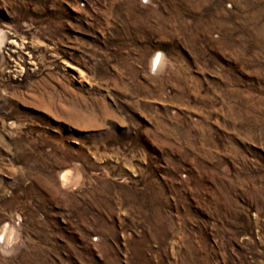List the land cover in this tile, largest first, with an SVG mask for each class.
<instances>
[{"label": "rangeland", "instance_id": "1", "mask_svg": "<svg viewBox=\"0 0 264 264\" xmlns=\"http://www.w3.org/2000/svg\"><path fill=\"white\" fill-rule=\"evenodd\" d=\"M0 264H264V0H0Z\"/></svg>", "mask_w": 264, "mask_h": 264}, {"label": "bare ground", "instance_id": "2", "mask_svg": "<svg viewBox=\"0 0 264 264\" xmlns=\"http://www.w3.org/2000/svg\"><path fill=\"white\" fill-rule=\"evenodd\" d=\"M159 64H161L160 59H154L153 62H152V64H151V66H153L154 69H157L158 66H159ZM76 180H77V177H76ZM76 180H75L73 174H72L70 171H66V172H64V173L61 175V177H60V184H61V186H63V187H67V188H68V185H69L70 183L75 182ZM77 183H78V181H77ZM77 183L75 182V184H77ZM72 185H73V184H72ZM70 187H71V185H70ZM7 228H8V227H7ZM5 229H6V228H5ZM2 231H3V230H2ZM3 232H4V231H3ZM5 235H6V231L2 234V238H5Z\"/></svg>", "mask_w": 264, "mask_h": 264}]
</instances>
